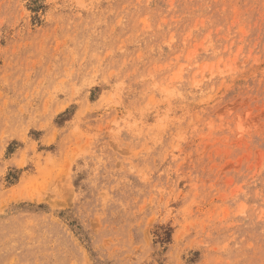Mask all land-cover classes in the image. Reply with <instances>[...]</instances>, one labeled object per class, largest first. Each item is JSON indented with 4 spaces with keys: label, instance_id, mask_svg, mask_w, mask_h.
I'll list each match as a JSON object with an SVG mask.
<instances>
[{
    "label": "rangeland",
    "instance_id": "374dc122",
    "mask_svg": "<svg viewBox=\"0 0 264 264\" xmlns=\"http://www.w3.org/2000/svg\"><path fill=\"white\" fill-rule=\"evenodd\" d=\"M0 264H264V0H0Z\"/></svg>",
    "mask_w": 264,
    "mask_h": 264
}]
</instances>
